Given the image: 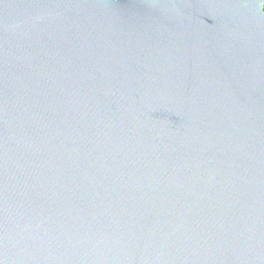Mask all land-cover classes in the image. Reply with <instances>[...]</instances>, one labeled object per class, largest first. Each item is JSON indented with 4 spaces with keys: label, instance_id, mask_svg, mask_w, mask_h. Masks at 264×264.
Instances as JSON below:
<instances>
[{
    "label": "water",
    "instance_id": "1",
    "mask_svg": "<svg viewBox=\"0 0 264 264\" xmlns=\"http://www.w3.org/2000/svg\"><path fill=\"white\" fill-rule=\"evenodd\" d=\"M0 264H264V0H0Z\"/></svg>",
    "mask_w": 264,
    "mask_h": 264
},
{
    "label": "flooded vegetation",
    "instance_id": "2",
    "mask_svg": "<svg viewBox=\"0 0 264 264\" xmlns=\"http://www.w3.org/2000/svg\"><path fill=\"white\" fill-rule=\"evenodd\" d=\"M187 1V0H186Z\"/></svg>",
    "mask_w": 264,
    "mask_h": 264
}]
</instances>
